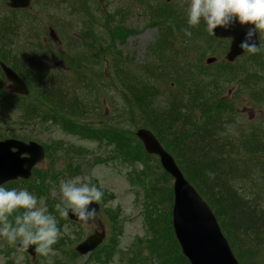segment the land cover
<instances>
[{"label": "trees", "instance_id": "obj_1", "mask_svg": "<svg viewBox=\"0 0 264 264\" xmlns=\"http://www.w3.org/2000/svg\"><path fill=\"white\" fill-rule=\"evenodd\" d=\"M146 6L147 13L157 12L158 18H161L159 22L165 36V46H157L159 49L156 51L159 54L157 59L163 79L161 81L170 88L168 94L171 96L166 103L161 101L160 95L153 92L152 72L149 71L143 78L129 74L124 62L121 64L123 55L120 53L108 57L112 67L108 66L104 73L101 69L98 74L94 70L93 65H99V57L112 54L115 43L117 41L123 43L125 36L130 34L122 28L121 23H118L110 32L111 41L108 42L110 49L107 51L105 49L100 51L102 34L93 35L89 31L83 33L84 37L80 44L76 43L71 48L74 54L66 56L69 57L66 63L75 71L73 87H69L68 81L62 77L58 79V85L64 87L56 86L52 78L46 74L47 71L41 72V66L36 59L40 57L37 54L31 56L32 54L21 53L20 57L18 53L12 55L10 48L2 47L5 48L4 60L20 71L22 78L32 85L34 91L32 92L34 99L31 95L27 97L33 101V107H28L25 100L22 109L25 110L27 107L31 111H37L36 106L46 109L54 103L56 110L50 109V112L67 121H74L81 128L85 118L79 116H83L85 108L96 107L98 103V107L103 108L102 98L100 101L98 99L99 82L106 75H109V78L114 75V84L116 87L119 85L121 90L120 97L130 109L133 107L141 110L146 115L144 116L147 123L143 124L145 128L150 129L175 157L185 178L214 211L228 239L243 246L241 240L234 236V232L238 233L239 225H243L250 233L253 230L259 232L264 229V131L244 129L232 133L221 128V122L227 125L221 120L222 109H227V106L219 101L221 88L218 82L224 80L226 83H235L236 74L232 67L218 66L215 70H210V75L201 73L197 75L193 70L187 69L189 66L167 71L170 69L167 66H171L173 60H176L172 55L193 53L192 44L203 49L204 44L191 42L194 41L192 38L195 35L201 38L202 31L200 27L199 30L193 27L189 29L192 35L186 36L184 29L188 28V23L181 17L173 15L169 11L170 5L164 0L155 5L147 2ZM208 35L207 40L213 42ZM32 57L36 58L32 60L30 59ZM20 60H23V66L18 65L17 61ZM128 60L127 58L126 62ZM259 62L257 60L256 63L251 60L242 62L246 64L241 70L243 81L251 82L255 79L254 68L260 67ZM110 84L113 86V82ZM11 101L12 96L6 97L3 104ZM176 103L185 105L177 106ZM164 104H168L165 107L166 115H161L159 111ZM64 106L66 110H60ZM196 108L200 110L198 117L192 114V110ZM129 114L144 119V116L137 114L136 111ZM192 129H197L196 134L188 135L187 139L190 140L188 143L183 141L188 131ZM222 131L226 134L220 138ZM139 154L143 155L140 151ZM56 177L55 172H49L41 176L40 180L52 183ZM232 224H235L234 232Z\"/></svg>", "mask_w": 264, "mask_h": 264}, {"label": "rangeland", "instance_id": "obj_2", "mask_svg": "<svg viewBox=\"0 0 264 264\" xmlns=\"http://www.w3.org/2000/svg\"><path fill=\"white\" fill-rule=\"evenodd\" d=\"M63 1L65 0H34L25 12L12 13L11 15L7 14L4 16V7L0 0V21L3 20L4 17L10 19L14 31L18 28V32L25 37L24 39H29L32 43V46L26 47L24 52H37L43 57L44 64L51 71L50 73L53 77L57 79L64 77L69 81V78L72 75V70H67V67H65L64 71L61 70V59L63 56L61 55L60 48L56 46L52 48L49 46L47 49L43 50L38 46V42H42L44 38L48 37L47 31L48 28L51 27L60 34L61 37H59L62 40L65 38L63 43L65 42L66 54L67 51L71 55L73 54L74 51L69 48V46H71L70 36H74L73 34L76 29H83V23L87 20H84L83 17H81L76 21V17H73L74 14L70 16L69 10L63 7L64 4H61ZM111 1H113V4L110 7L109 4ZM170 1L177 5L179 10L182 9L179 12H181L183 17H187L189 0ZM107 4L109 12H111V9L124 6L123 0H107ZM178 13H176V15ZM135 18L136 17H133V19ZM6 22L9 23L8 20H6ZM146 23L147 21L143 20L142 26L138 27V33H136L135 36L126 39L125 42L126 46L129 47L131 45L132 47H135L132 58L134 59V64L136 66L143 64L146 60L147 48L154 45V40L157 35L156 30L153 27L147 26ZM75 42L79 44V40L76 38ZM102 49L103 46L100 50ZM56 51H59V53ZM197 58L198 57L195 55H190L189 60L192 66L195 65ZM65 59L68 60L69 58L65 57ZM100 62H102V60H98V63ZM100 65H102V63ZM100 65H93L97 74L100 72ZM102 70L107 71L104 67H102ZM99 83L98 99L100 101V98H102L103 101H106L103 104V110L97 107V104L96 107L85 108L86 110H83L82 112L83 116L79 117L88 118L91 121V126L94 129L100 130L102 135H114L116 139H120L138 125L137 120L139 119L132 117L128 113V110L123 106L124 104L120 103L121 99L117 95L120 93L119 85L116 88H109L106 76H104ZM73 86H75L74 82L69 85V87ZM6 90L8 91V85L0 83V97L2 93L5 94ZM159 93L161 101H167V90L164 88V84H162ZM229 95L230 94L227 93V97H229ZM240 103H242V101ZM90 105H92V103H90ZM242 108L241 113H243V117L247 118V120L253 119L254 121L256 116H261L263 114V111L249 106H244ZM11 117L14 119L11 118V121L9 122L1 117L0 133H3L1 130L6 129L7 132L15 135L16 132L19 131L21 137L27 136L28 139L41 138V141L46 142L50 146L52 156L46 157L37 165L36 170L39 173L45 171V169L49 167L55 166L56 169L60 168L62 176L68 180L69 176L72 175V172H79L80 174L73 176L72 178L77 176L88 177L91 180V183L96 184L106 194V210L111 214L117 213L118 217H120V225L117 232L112 234V237L110 236L107 240L108 247L100 255L93 257L87 264H128V260L132 259L128 256L131 246L142 236L140 225L143 220L138 218L132 222H127V217L133 214L132 212L135 209V202L134 193L127 180V170L123 162L117 158L114 161L103 162L101 165L97 163L98 157L104 158L105 155L112 154V147H107L105 154L99 156L98 142L84 141L80 137H66L64 135L67 131H63L59 126L50 124L48 127H41L35 120L32 125L28 126L17 120L21 117L20 114L19 118H16L14 113ZM144 121L146 122L145 119ZM139 122H141V120H139ZM71 127L72 126L69 124L64 125V128L67 129H70ZM71 130L77 132L75 128H72ZM81 132H83V129ZM225 134L226 132L222 131L220 138H223ZM60 144L64 146L60 148L59 152L57 147H59ZM73 157H75L74 161L77 165H72V167H75L73 169L72 167L70 169H65L66 161H70ZM90 162H95V166L88 169L87 165ZM154 164L155 159L152 158V170ZM154 179L157 183L160 182L156 175H154ZM169 182L170 181L168 180V183ZM48 194L51 196L50 200L52 205L56 199L55 195L47 191V194H44L46 199H48ZM58 197L59 198L55 201L56 203L61 202V194ZM45 198L44 201L46 203ZM55 211H57L56 207ZM234 225L235 224H232L233 232ZM58 226L61 229V238L58 240L57 244L54 245V249L57 253V255L53 257L54 264L71 262L67 250L69 249V243L71 240L72 242L76 241L79 233L80 237L89 234L93 230H105L109 235L110 233L108 230L111 229V220L108 216L97 217L90 221L87 226L83 227L81 231L74 226L70 227L67 224L62 225L60 221H58ZM237 230L238 233L236 234L234 232V236L235 238L240 239L243 246L246 248L244 250V257L252 264H264V229L259 232L253 230V232L250 233L243 225H239ZM3 243L4 241L2 240V237H0V264H46V260L43 256L36 255L34 259H29L24 254H19L11 249H4ZM116 243L117 245H115ZM119 254L125 255L123 261L119 260ZM98 259H101V261L97 263ZM109 259L110 262H106L109 261ZM148 264L155 263L150 262Z\"/></svg>", "mask_w": 264, "mask_h": 264}, {"label": "clouds", "instance_id": "obj_3", "mask_svg": "<svg viewBox=\"0 0 264 264\" xmlns=\"http://www.w3.org/2000/svg\"><path fill=\"white\" fill-rule=\"evenodd\" d=\"M201 22L209 33L237 23L247 27L239 47L249 54H257L261 49L254 37L264 31V0H189L188 28L184 29V34L190 37L189 29ZM59 191L61 202L55 207L61 217H67L71 211L85 226L96 218L97 211L90 206L102 201L104 192L88 177L61 180ZM0 237L14 246L19 245L22 252L34 246L46 264H54L53 257L57 255L54 245L61 238V229L56 217L49 213L44 198L38 199L27 189H8L0 185Z\"/></svg>", "mask_w": 264, "mask_h": 264}, {"label": "water", "instance_id": "obj_4", "mask_svg": "<svg viewBox=\"0 0 264 264\" xmlns=\"http://www.w3.org/2000/svg\"><path fill=\"white\" fill-rule=\"evenodd\" d=\"M9 1V6L12 8H24L30 0ZM235 31L231 30L230 34L233 36ZM242 31L244 29L238 33L240 37H233L230 52L227 55L229 60H233L244 52L239 47L246 35L241 34ZM214 34L219 37L227 36L219 28L214 30ZM255 39L254 37L256 42ZM2 68L7 80L13 86V91L20 95H26L27 89L20 78L6 67L2 66ZM137 136L148 153L159 156L163 169L174 179L173 220L182 251L190 263L235 264L209 209L186 183L170 156L162 151L150 132L141 130ZM12 149L16 150L14 154L11 152ZM21 154H26L28 158L19 159ZM43 155V149L33 142L28 145L15 140L0 143V178L11 176V179L16 177L27 179L30 168L39 162ZM72 218L79 221L75 216Z\"/></svg>", "mask_w": 264, "mask_h": 264}]
</instances>
